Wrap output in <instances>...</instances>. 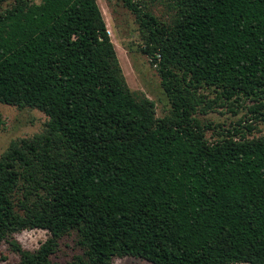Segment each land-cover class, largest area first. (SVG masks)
<instances>
[{
  "label": "trees",
  "instance_id": "1",
  "mask_svg": "<svg viewBox=\"0 0 264 264\" xmlns=\"http://www.w3.org/2000/svg\"><path fill=\"white\" fill-rule=\"evenodd\" d=\"M121 1L170 104L161 117L129 88L96 0L0 7V103L47 116L0 154V243L19 264H264V134H251L264 0ZM235 102L249 121L209 139L198 115ZM25 229L48 236L25 249L13 237ZM71 232L81 253L54 259Z\"/></svg>",
  "mask_w": 264,
  "mask_h": 264
},
{
  "label": "rangeland",
  "instance_id": "2",
  "mask_svg": "<svg viewBox=\"0 0 264 264\" xmlns=\"http://www.w3.org/2000/svg\"><path fill=\"white\" fill-rule=\"evenodd\" d=\"M9 0L0 2L4 7ZM106 23L108 34L114 44L119 63L129 88L144 94L155 103L156 115L161 117L169 110L170 104L165 96L161 78L156 68L150 64L147 55L139 51L141 43L139 25L135 14L130 11L121 0H96ZM153 13L161 19L168 17L165 6L153 5ZM210 97L213 94H209ZM234 103L231 108L228 105L217 106L206 114L198 115L204 122H211L212 128L207 130V136L213 140L219 137V133H226L239 120H247L249 112L246 105ZM235 110L236 112H233ZM0 112L3 124L0 126V154L8 146L11 140L18 137L31 136L42 130L47 116L40 110L31 107L18 108L16 106L0 103ZM254 128L252 135L264 134V122H252ZM216 125V126H214ZM246 131V129H244ZM249 133V132H247ZM249 134V136H252ZM48 236L43 229H25L14 233L13 237L19 244L29 250L36 249ZM75 232L64 235L59 240L57 251L53 258L64 262L71 259L73 255L81 253L76 245ZM0 264H19V255L10 248L7 241L0 243ZM111 264H152L145 259L133 256L114 257ZM249 264V263H233Z\"/></svg>",
  "mask_w": 264,
  "mask_h": 264
},
{
  "label": "built area",
  "instance_id": "3",
  "mask_svg": "<svg viewBox=\"0 0 264 264\" xmlns=\"http://www.w3.org/2000/svg\"><path fill=\"white\" fill-rule=\"evenodd\" d=\"M108 31V30H107Z\"/></svg>",
  "mask_w": 264,
  "mask_h": 264
}]
</instances>
